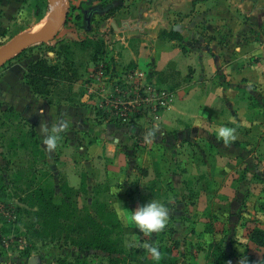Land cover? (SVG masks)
Masks as SVG:
<instances>
[{
	"label": "rangeland",
	"instance_id": "374dc122",
	"mask_svg": "<svg viewBox=\"0 0 264 264\" xmlns=\"http://www.w3.org/2000/svg\"><path fill=\"white\" fill-rule=\"evenodd\" d=\"M59 4L62 19L54 38L29 44L14 54L0 66V79L12 65L40 58L55 62L61 45L72 39L92 37L99 49L96 65L90 62L93 48L74 50L71 59L76 80L50 93L54 102L68 94L77 102L75 96L85 94L94 111L106 114H96L93 120L100 125L101 136L109 135L110 149L96 142L91 145L88 154L101 156L92 175L95 180L87 185L82 179L77 187L70 186L76 189L71 194L76 191L78 196H71L68 203L72 201L82 215L90 212L94 201L115 210L121 218L118 237L126 249L125 256L119 255L126 259L123 263L138 264L147 259L146 264H159L148 253L147 243L161 250L171 248L178 264H212L217 252L214 247L220 240L221 244L231 243L234 250H242L241 231L261 220L251 210L252 205L258 207L257 199L264 197V139H259L264 128V82L254 76L240 79V52L235 47L242 41L264 42V26L243 31L246 16L240 14L238 0H59ZM50 12L49 0H0V46L28 32H43ZM121 12L132 14L130 28L120 25L114 30L109 24L102 30L85 28L90 20L100 22L103 16ZM252 50L247 57L251 63L255 58ZM247 67L256 73L255 67ZM68 110H58L62 117H57L56 123L67 122V128L60 134L57 147L51 152L46 148V154L41 149V130L35 136L40 150L33 147L34 138L25 137L34 129L28 120L24 123L12 116L0 125V264H31V257L33 264L76 258L98 263L109 258L107 253L77 249L60 238L41 243L32 237L30 225L38 218L26 198L25 174L35 169L37 183L50 181L55 189L54 201L60 203L64 197L58 187L66 179H54L51 166L65 169L79 162L86 152L84 146L91 141L84 140L73 124L74 117L83 114ZM175 122L194 124L195 138L176 144L172 135ZM242 123L248 129L243 153L250 165L247 174L244 161L231 158L238 152L230 155L215 144L222 140L216 134L218 127L235 128L238 138V125ZM153 129L154 138H149ZM218 153L223 160H218ZM152 161L156 166L143 176L141 165ZM71 167L78 169V165ZM19 168H23L21 174ZM172 173L178 175L177 194ZM189 188L201 197H219L222 202L230 198L228 206L218 207L216 202L212 211L218 219L212 228L219 234H197L199 226L183 219L188 214L186 207L169 210L165 229L150 235L126 224L122 219L125 211L117 209L127 203L137 207L149 199L171 205L181 199L189 203L197 196L186 192ZM217 188L230 193L217 194ZM192 214L196 216L198 211ZM251 250L260 254L256 247ZM225 264L235 262L230 259Z\"/></svg>",
	"mask_w": 264,
	"mask_h": 264
},
{
	"label": "crops",
	"instance_id": "0c3cea01",
	"mask_svg": "<svg viewBox=\"0 0 264 264\" xmlns=\"http://www.w3.org/2000/svg\"><path fill=\"white\" fill-rule=\"evenodd\" d=\"M239 4L237 5L240 8V14H244L246 16V24L242 27L243 31H246L248 28L249 30L262 27L264 26V0H238ZM129 14H123L122 12L120 15H106L102 17V20L100 22H95L93 20H90L87 23V26L85 28H88V30H102L103 27L107 24H109L114 30L116 28H120L118 26L122 25L125 28H130V25L132 24V20L130 19ZM225 16V15H224ZM226 17V16H225ZM133 18V17H132ZM229 19V18H228ZM94 24V25H93ZM99 26V27H97ZM254 48V54L255 58L253 62L251 63V60H247V57L251 56L249 53ZM236 50H239V60H238V71L240 79H244L247 76L248 78L255 77V79H259L261 82H264V42L258 41L257 43H249L247 41H242L241 43L236 44L235 47ZM91 62V61H90ZM92 63V62H91ZM219 63H221V60H219ZM28 61L24 64H16L12 65L11 68L5 73L2 78L0 79V104L1 108L5 109L7 107H13L14 110L20 115L28 120L30 123L34 124L33 128L36 130V132H40L42 126L47 125L48 127H54L56 123V118H61V116H58V110L60 108H68V112L71 113L70 109H73L74 111L78 112V115L83 114V116H77L74 117L73 124L76 125L77 129L80 130L81 137L84 138V140H91L90 142L86 143L87 145L84 146V157L79 160V162L71 163L70 165H65L66 168L63 169L61 167L58 168V165L53 164L51 166L52 175L53 178L56 180H60L61 178H65L69 186L77 187L80 181L82 179L86 182L87 185L91 184L90 181H94V177L92 176L94 172L96 171L95 165L100 160V155H93L90 156L88 153L91 151L90 147L93 143H97L100 145L101 148L105 149L107 147V150L110 149L109 142V135L107 137L100 135V125L97 124L93 120V117L96 116V111L88 105L86 101L85 94L80 96H75V98L78 99L77 102H74V96L73 100H69L72 95H67L63 98L62 101L56 103V102H49L47 99L40 97L34 93L31 92L29 85L26 83L24 73L26 71V68L28 66ZM93 64V63H92ZM215 64V62H214ZM255 67L256 73L250 72V69L247 67ZM170 73H174L173 71H169ZM71 92V91H70ZM69 92V93H70ZM73 93V92H72ZM92 109V110H91ZM66 117L63 115V119ZM70 119V118H67ZM59 120V119H58ZM60 121V120H59ZM177 125L172 128L173 132L172 135L174 137V142L181 143L187 139L192 140L195 138V132L197 131L194 124H187L182 125L181 123L175 122ZM72 125V123H71ZM71 125L69 128H71ZM241 126V127H240ZM247 125H238V133L239 137L235 139L234 141H231L229 143H225L223 140H218L215 142V144H219L224 147V151H227L232 155L233 152H238L236 155H232V159H241L244 161V172L250 173V165H248L247 162L249 160L244 157L243 153L246 151L245 147H247L248 140L246 139L248 129ZM263 131H261V138L264 139V128H262ZM116 140V139H114ZM85 142V141H84ZM219 142V143H218ZM211 143H213L211 141ZM41 149L43 150L44 154H46V147L42 146L41 143ZM151 153L150 150H148V153ZM147 153V152H146ZM222 153H218V160H223L221 157ZM254 160V159H253ZM256 160V159H255ZM63 163H61V166ZM78 165V169H74V167L71 166ZM156 166V161H152L150 163H146L144 165H141L140 172L143 176L149 175L151 166ZM174 177V193L177 194V188H176V179L178 178V175L176 173H172ZM264 176V175H263ZM98 184V182H96ZM96 184V185H97ZM221 188H217V194H229L230 190H220ZM173 190V189H172ZM186 192L189 194H193L191 191V188H189ZM208 192V191H207ZM210 192V191H209ZM204 193V192H202ZM213 195L215 192H211ZM233 193V191H232ZM196 194V192L194 193ZM193 194V195H194ZM198 198L195 197V199L191 200L189 203L184 202L181 197H178L181 199L180 203H177L175 205H171L170 203H163L168 207L169 210H178L183 207H186L188 209L187 217L183 218L186 221H189L193 223V225L197 224L198 231L197 234H219L217 231L213 230L212 226L215 225V220L218 221L216 213H213L212 211L215 209V203L219 202L217 205L218 207L221 206H228L226 204V201H229V197L225 199V201L222 202V200L217 197V199L214 200V198L210 199V197L206 196H199L196 194ZM223 197V196H222ZM264 197L258 198L257 206L260 201H262ZM232 202V201H231ZM230 202V203H231ZM229 203V202H228ZM229 203V204H230ZM217 207V208H218ZM125 208V209H124ZM136 208L135 204H121L120 207L117 209L120 211H126L127 210H133ZM172 208V209H171ZM117 210V211H118ZM122 210V211H121ZM197 210L198 214L196 216H193V212ZM252 214L254 216L259 217L261 220L260 223L256 225L262 226L261 223L264 224V212H261L258 210V207H253L252 205ZM192 214L193 217H190ZM185 216V215H184ZM120 218V217H118ZM121 220V218H120ZM121 222V221H120ZM230 224H236V223H230ZM244 225V224H243ZM243 227V226H242ZM245 227V226H244ZM235 230V228H233ZM196 230V229H195ZM234 232V231H232ZM241 237L244 240L243 243V249L238 251L237 249L234 250V247H231V243H228L227 241H224V251H225V257L219 260L220 263L224 262L227 263L228 260L233 259L235 264H239V261L242 257V254L245 251L252 252L251 248L256 247L259 250V255H256L257 257H260L261 250L255 246L249 239L247 238L245 228L244 231H241ZM223 240V239H222ZM233 248V249H232ZM234 252V253H233ZM219 263V264H220Z\"/></svg>",
	"mask_w": 264,
	"mask_h": 264
},
{
	"label": "trees",
	"instance_id": "16d2710c",
	"mask_svg": "<svg viewBox=\"0 0 264 264\" xmlns=\"http://www.w3.org/2000/svg\"><path fill=\"white\" fill-rule=\"evenodd\" d=\"M93 48L90 54V61L93 64H97L99 57V49L96 44L93 43L92 37H84L78 40H70L68 43L61 45V51L56 52L57 59L51 63L45 58L36 59L30 62L24 73L26 83L29 85L32 93L47 99L49 102H54L51 99L50 93L52 89L59 88L60 86L72 84L76 80L75 76V62L72 61L74 56V50H87ZM68 92H70L68 90ZM69 96V94H68ZM64 97L58 98V101H62ZM69 100H73L70 98ZM56 102V101H55ZM58 103V102H56ZM103 112L97 110V115ZM105 112L102 116H105ZM16 117L21 119L24 123L27 120L24 119L20 113L16 112L13 107L1 108L0 104V125L5 124L4 119H10ZM25 137L31 139L34 138L33 147L39 148V140L35 139L37 136L34 129H30L25 134ZM24 144V143H23ZM40 150V149H38ZM23 168L18 169V173L21 174ZM37 171L35 169H29L25 177L27 179V193L26 198L30 199V207H35L33 214L38 218V221L33 222L30 225L32 229V237H36L41 243H46L48 239L60 238L63 239L66 244L74 246L77 249H94L107 253L109 258L106 262L91 263L84 259H72V260H59L56 264H133L120 258L119 255L125 256V248L122 239L118 237V229L121 225L120 220L114 209L108 208L104 203L94 201L93 208L84 215L80 214L77 207L72 205L70 200L71 196H78L65 180H61L59 189L63 195V199L60 203H56L54 200L55 189L50 181L43 180L36 182ZM258 210L264 212V199L259 202ZM245 232L249 241L261 250L260 257L255 254L245 251L242 256H246L248 264H264V227L260 225H252L245 228ZM177 244V242H175ZM174 244V246H175ZM215 259L212 264H218L219 257H225L224 246L221 244V240L215 245ZM136 253H143L144 249H133ZM162 258L159 260V264H178L176 257L172 255V249L169 247L161 250ZM111 255H117V257H111ZM132 256V255H130ZM121 259V260H120ZM147 259H141L138 264H146Z\"/></svg>",
	"mask_w": 264,
	"mask_h": 264
},
{
	"label": "clouds",
	"instance_id": "9594fccd",
	"mask_svg": "<svg viewBox=\"0 0 264 264\" xmlns=\"http://www.w3.org/2000/svg\"><path fill=\"white\" fill-rule=\"evenodd\" d=\"M66 128L67 122L57 123L51 128L47 125L42 126V143L46 146L48 151L51 152L57 147L60 134ZM155 131L156 129H153L148 133L149 138H154L153 134ZM216 134L226 144L237 138L235 128L223 125L217 128ZM168 216L169 209L164 203L155 199H149L131 211L126 209L122 214V219L126 224H131L144 234L150 235L165 229ZM145 247L148 253L151 254L153 260L159 261L162 258V253L158 246L147 243ZM239 264H248L247 257L242 256Z\"/></svg>",
	"mask_w": 264,
	"mask_h": 264
},
{
	"label": "water",
	"instance_id": "95a60500",
	"mask_svg": "<svg viewBox=\"0 0 264 264\" xmlns=\"http://www.w3.org/2000/svg\"><path fill=\"white\" fill-rule=\"evenodd\" d=\"M50 4V19L43 32H28L22 34L20 37L10 40L4 45L0 46V66L6 63L14 54L24 49L27 45L32 43L47 42L56 35L61 19L62 9L59 0H49ZM29 263H34V258L29 259Z\"/></svg>",
	"mask_w": 264,
	"mask_h": 264
},
{
	"label": "bare ground",
	"instance_id": "6f19581e",
	"mask_svg": "<svg viewBox=\"0 0 264 264\" xmlns=\"http://www.w3.org/2000/svg\"><path fill=\"white\" fill-rule=\"evenodd\" d=\"M41 26H42V25H41ZM35 27H36V26H35ZM39 28H40V27H39ZM39 28H38V29H39Z\"/></svg>",
	"mask_w": 264,
	"mask_h": 264
}]
</instances>
